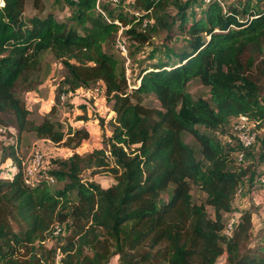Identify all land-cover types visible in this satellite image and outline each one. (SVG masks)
<instances>
[{
  "label": "trees",
  "instance_id": "trees-1",
  "mask_svg": "<svg viewBox=\"0 0 264 264\" xmlns=\"http://www.w3.org/2000/svg\"><path fill=\"white\" fill-rule=\"evenodd\" d=\"M97 1L80 0L73 25L52 14L27 19L26 0H0V125L67 147L88 138L81 125L65 130L48 120L34 124L16 96L41 55L51 52L64 61L74 89L101 87L112 103L113 128L112 150L86 158L73 153L54 161L57 168L50 161V174L64 184L60 191L44 180L29 186L18 159L20 142L7 148L0 160V264H55L58 257L60 264H110L114 258L118 264H218L223 256L225 264H264L262 248L248 246L252 213L242 212L232 234L223 233L252 169L237 163L240 146L200 130L217 134L242 115L257 128L264 124L255 78L258 71L264 76V6L252 7L250 0L241 8L218 0H133L131 18L104 7L107 22L97 15ZM116 20L139 44L151 39L142 29L146 22L151 33L176 30L185 38L175 62L144 69L132 93L125 69L104 49L117 36ZM193 80L209 89V100L193 98ZM145 95L155 96L160 109L133 102ZM186 134L199 144L201 158ZM8 159L15 162L12 170L2 166ZM84 164L93 176L109 173L115 184L103 188L82 178ZM193 186L206 194L203 203L193 201ZM55 224L67 231L62 243L49 247L44 242Z\"/></svg>",
  "mask_w": 264,
  "mask_h": 264
},
{
  "label": "rangeland",
  "instance_id": "rangeland-1",
  "mask_svg": "<svg viewBox=\"0 0 264 264\" xmlns=\"http://www.w3.org/2000/svg\"><path fill=\"white\" fill-rule=\"evenodd\" d=\"M112 0H102L100 8L107 7L115 16L122 14L131 18L135 10L133 9V0H121L119 5H114ZM175 3L185 4L192 0H174ZM209 1V0H206ZM252 7L260 8L264 6V0H250ZM246 0H224L226 7L237 6L241 8ZM35 0H26L25 18L34 16L45 17L52 14L57 21L66 22L68 24H76L78 12L82 7L81 2L72 0H41L34 5ZM1 4V2H0ZM170 13L175 16L177 10L175 7L170 8ZM197 16L200 17V11L196 8ZM97 15L104 18L98 12ZM105 19V18H104ZM106 20V19H105ZM150 23L142 28L145 33L149 34L148 43L139 44L132 41L126 36L128 46V62L122 56L116 47L115 38L105 45V52L111 57L117 59L126 71V77L129 83V93H132L139 85V76L141 72L157 63L176 60V51L185 43V38L174 30L173 33L158 32L151 33ZM263 57H261V60ZM68 71L64 61L58 60L51 52L41 55L37 70L30 74L26 80L21 81L16 89V96L22 99L30 111L29 119L36 125L48 120L53 122L57 127L67 130L68 126H83V130L89 131V136L83 142L75 140L70 147L64 144L57 145L48 139L38 138L32 132H23L20 136L15 129L0 133V160L8 155V147L15 142H20V150L18 159L23 163H27L31 154L35 150L43 152L47 161H51L54 168H57L54 161H65L69 159L73 153H77L82 158H86L93 151L98 149H113L112 133L113 128L108 123L111 116L112 103H109L104 91L99 85L91 87H81L74 89L67 81ZM256 81L260 87L258 99L264 104V76L261 72L256 73ZM188 91L194 99L203 98L209 100V89L203 86L199 80H193ZM133 102L140 104L148 109H160V103L155 96L145 95L141 98H133ZM85 112L83 113V110ZM80 115L85 118L78 121ZM78 121V122H77ZM202 132L214 135L221 139L225 144H236L233 140V131L231 123L222 131L213 133L200 128ZM259 131L258 138L254 146L246 151V156L240 165L242 167H251V173L240 184L237 194L232 203V211L226 215V224L235 214H241L244 211L252 213L253 228L252 236L248 246L253 249L262 248L264 251V188L257 185V178L264 173V124ZM184 140L192 146L196 153L199 154V144L192 135H184ZM239 146V145H238ZM200 157V154L198 155ZM237 161V160H236ZM14 160L8 159L2 165L7 170H12ZM239 164V162L237 161ZM82 169V178L92 179L103 188H108L115 184L114 178L109 173H101L93 176L92 170L86 166ZM55 191L63 189L64 184L55 182L51 184ZM193 201L201 204L206 200V194L198 187H192ZM168 195L163 196V200H167ZM211 216L213 210L207 207ZM63 242V236L55 238L47 245L53 246ZM110 264H118L114 258ZM218 264H225V256L219 259Z\"/></svg>",
  "mask_w": 264,
  "mask_h": 264
},
{
  "label": "built area",
  "instance_id": "built-area-1",
  "mask_svg": "<svg viewBox=\"0 0 264 264\" xmlns=\"http://www.w3.org/2000/svg\"><path fill=\"white\" fill-rule=\"evenodd\" d=\"M74 2H79L80 0H72ZM102 0L97 1V10L100 12L107 22H110V20L107 18L105 12L100 8V3ZM121 0H112L111 2L114 5H119ZM222 5L224 0H218ZM115 23L119 26V31L116 36V47L127 59L128 62V46H127V39L124 34V31L128 28L123 25L122 22L119 20H116ZM147 23V22H146ZM146 25V24H145ZM140 84V81H139ZM231 129L233 131V140H236L238 145L240 146V151L236 154V159L239 162V164L243 163L245 159L246 151L251 149L254 144L257 141L258 133L257 125L255 122L251 121L247 116H239L236 118H233L231 120ZM12 128H7L2 125H0V133H6L7 131H11ZM230 144V143H229ZM24 165V173H25V180L26 183L34 187L38 183H40L41 180H44L48 184H54L56 182L55 177L50 174L49 170L51 167L50 161H47L44 154L40 150H35L31 154L29 160L27 163H23ZM257 185L264 188V173L260 174L257 178ZM240 215L235 214V216L232 217V219L226 224L224 234L225 235H231L232 231L234 229L235 224L239 220ZM66 227L61 224H55L50 234L47 236L45 244L50 243L51 240L62 237L66 234ZM55 264H60L59 257L57 258V261Z\"/></svg>",
  "mask_w": 264,
  "mask_h": 264
}]
</instances>
